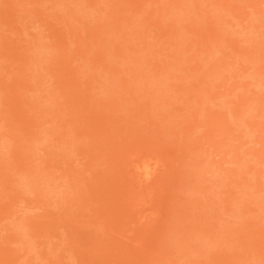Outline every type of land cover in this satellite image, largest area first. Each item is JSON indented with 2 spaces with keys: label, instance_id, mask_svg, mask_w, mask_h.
<instances>
[{
  "label": "rangeland",
  "instance_id": "374dc122",
  "mask_svg": "<svg viewBox=\"0 0 264 264\" xmlns=\"http://www.w3.org/2000/svg\"><path fill=\"white\" fill-rule=\"evenodd\" d=\"M0 264H264V0H0Z\"/></svg>",
  "mask_w": 264,
  "mask_h": 264
}]
</instances>
